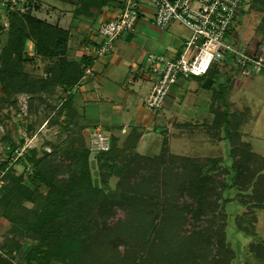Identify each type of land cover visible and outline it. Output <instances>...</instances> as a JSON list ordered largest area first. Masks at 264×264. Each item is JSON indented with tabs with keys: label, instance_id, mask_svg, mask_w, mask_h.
<instances>
[{
	"label": "trees",
	"instance_id": "1",
	"mask_svg": "<svg viewBox=\"0 0 264 264\" xmlns=\"http://www.w3.org/2000/svg\"><path fill=\"white\" fill-rule=\"evenodd\" d=\"M250 2L264 14V0ZM29 11L26 14L6 13L8 26L0 15V33L6 36L0 53L1 99L9 101L11 105L16 104L13 97L17 94L47 92L57 87L67 94L80 83L86 66L91 63V59L86 56L80 61H71L70 32L35 17ZM28 42L33 43L36 57L56 60L47 69L48 79H36L24 73ZM215 74L212 70L207 75H211V86ZM222 81L219 76L220 86ZM215 92L214 99L220 100L222 106L221 116L216 118V122L226 127L229 159L240 165L241 169H248L252 160H255L259 164L257 176L264 179V157L257 154L251 144L240 141L242 136L239 127L243 119L239 121L240 125L236 124V115H230L232 113L227 108L221 90ZM66 97L64 108L77 116L73 99L68 94ZM244 118H247V114ZM133 136L131 134L122 147L118 146V142L111 141L109 152L92 158L89 142L88 146L85 142H74L65 150L55 148L43 156H39L37 149H31L22 158L16 157L15 161L32 167L26 178L24 174L17 175L14 172L12 160H15L19 146L9 139L6 149L9 157L0 161V222L5 221L9 226L7 232L0 234V264H127L126 259L124 262L120 260L122 245H118L114 238L124 240L131 247H134L132 241L147 245L151 237H159L160 226L167 219L169 223L172 222L175 217L190 226L191 244L186 247L185 256H171L167 264H228V247L224 245V235L212 241L199 227L208 215L206 201L210 195V181L201 170L200 163L193 160L183 163L185 171L192 170L189 176L191 182L188 183L190 193L185 195L181 212L169 217L176 209L171 204H164L163 207L159 204L161 190L163 187L167 190L169 186L175 188L179 180L173 185L163 181L161 158L136 153L138 142H129ZM90 159L98 167V179L91 172ZM229 167L227 185L232 190L235 189L232 184L234 179L242 176L234 178L236 174H232V168ZM242 173L246 174L245 171ZM113 178L116 180L115 186L111 185ZM247 179V184H251L245 192L253 190L258 180L255 177ZM257 189L256 185L255 194H259ZM261 202H264V198ZM156 212L161 216L159 224L154 218ZM120 213L125 215L123 220L119 217ZM134 235H137L136 238ZM203 243L210 247V252L203 250L202 255ZM223 250L225 254H222ZM140 261L142 264H151L142 256Z\"/></svg>",
	"mask_w": 264,
	"mask_h": 264
},
{
	"label": "rangeland",
	"instance_id": "2",
	"mask_svg": "<svg viewBox=\"0 0 264 264\" xmlns=\"http://www.w3.org/2000/svg\"><path fill=\"white\" fill-rule=\"evenodd\" d=\"M42 2L53 4V0H42ZM45 17H47V13L42 16L38 14V18L42 20ZM3 21L6 22V19ZM167 28L164 30L158 28L154 24L153 12L145 11V15L139 18L134 29L137 39L135 37L133 42V53L146 58V60L150 54L165 55L169 47H175L179 44L180 39L178 37L186 34V30L177 25L174 33L172 31L168 33ZM235 33L234 39L240 44L252 46L254 43H258L259 46H264V14L253 7L250 1L237 20ZM0 42L1 53L6 42V36L3 33H0ZM115 45L117 46L116 42ZM26 55L28 59L23 63L24 73L32 78L48 79L47 69L56 60L36 57L32 42H28L26 45ZM217 68L219 69V67ZM221 72L215 74L211 98L207 97L206 99H210V111L216 114V118L221 116L220 100L214 99L215 91L220 89L224 100L227 101V108L230 112L232 111L230 115H236L235 119L238 120L236 124L240 125L239 121L243 119L239 127V133L242 136L240 141L251 144L253 150L264 157V72L252 77L254 81L249 86H245L244 82L251 81L252 78L237 79L234 82L227 80L220 86L218 77L224 73ZM234 76L236 75L234 74ZM174 89L176 88L172 86L170 90L173 92ZM199 89L201 88L199 87ZM66 95L60 87L47 92L17 94L13 97L16 104L11 105L9 101L1 99L3 91L0 83V161L8 159L9 156L6 153V149L9 147L8 140H13L19 146L17 150L22 153V155L15 156V160H12V167L17 175L24 174L26 178L31 172L32 167L30 165L24 166L22 163H15L17 158H22L23 154L31 149H37L39 156H43L45 153H51L55 148H59V151L65 150L74 142H85L88 146L89 140L82 131L78 117L64 108ZM207 104L208 102H206L205 107L208 106ZM247 106L251 109L249 115L247 114ZM246 114L248 117L244 118ZM218 124L215 121L216 141L211 142L209 146H206L205 142H188L183 146L162 142L156 153L145 155L161 158L160 170L162 176L164 175L161 178L163 181L171 182L173 185L175 181L179 180V184L175 188L172 186H169L167 190L162 188L159 204H162V207L164 204L175 206L176 210H173L169 217L172 214H177L183 208L185 195L190 193L188 183L191 182L189 176L192 172L191 169L185 171L183 163L190 160L199 162L201 170L207 174L210 181L208 186L210 195L206 201L208 215L200 223V230L207 239L212 241L219 240V236L224 235V245L226 244L228 247V264H264V202H261L264 198V179L257 176L259 164L255 160H252L248 169H241L240 165L229 159V141L222 140L224 136L223 125ZM197 127L202 128L206 125L200 124ZM92 157L93 155L90 158ZM228 166L232 168L231 173L236 174L234 178L237 175L242 176L240 179H234L233 183L230 181L235 187L232 190L227 185ZM242 171H245L247 175L243 174ZM91 172L93 175L97 172V176L94 175V177L98 179L97 165ZM253 177L258 178L257 182L254 183L255 187H252L254 191L250 189V191L245 192L251 184H247L246 178L249 180ZM115 183L116 180L111 179V185L115 186ZM256 185L259 194H255ZM1 186L2 181L0 179ZM226 189L227 191H225ZM28 206L31 205L28 204ZM119 217L123 220L125 215L120 213ZM154 218L159 224L161 221L160 213L156 212ZM173 219L170 223L167 219L168 221L166 220L163 225H159L161 234L159 237H151L147 245L143 242L135 243L132 241L134 247H131L124 240L114 238L118 245H122L120 260L124 262L126 259L127 264H137L138 262V264H142L140 261L142 256L147 258L151 264H167L171 256H185L188 250L186 247L191 244L189 239L190 226L178 217ZM8 228L9 226L5 221L0 222V234L7 232ZM131 231L135 234L133 229ZM136 236L134 235V238ZM202 246V255L203 250L206 253L210 252V247L206 243H203ZM221 252L225 254L224 250Z\"/></svg>",
	"mask_w": 264,
	"mask_h": 264
},
{
	"label": "crops",
	"instance_id": "3",
	"mask_svg": "<svg viewBox=\"0 0 264 264\" xmlns=\"http://www.w3.org/2000/svg\"><path fill=\"white\" fill-rule=\"evenodd\" d=\"M29 10L37 18L38 14L42 16L47 13L45 21L70 32V59L80 61L83 56L91 59L88 66L93 71L92 75L82 78L70 94L80 126L88 140L89 133L100 128L110 135L111 141L118 142V146L122 147L133 134L129 142H138L136 153L144 156L156 153L162 142H170L171 145L176 143L177 146L188 142H205L209 146L216 141V114L210 111V99L206 100L207 97L211 98L214 88L209 81L211 75L181 78L173 85L176 89L173 92L170 90L162 110L152 113L146 109L145 100L158 78L152 72L149 60L133 53V42L135 37L137 39L135 30L117 38V46L114 45L111 54L98 58L93 52L87 55L85 48L97 39L96 29L118 14L119 0H53L52 5L42 0H30ZM145 11L153 12L151 8L144 7L141 17ZM175 29L176 25L167 28L168 33H174ZM185 37L186 34L178 37L179 44L169 47L165 55L176 57ZM213 71L221 72L219 69ZM220 78L223 83L244 79L236 78L233 73L220 74ZM253 81L254 78L244 82V85L249 86ZM247 108L249 115L251 109L249 106ZM200 124L206 127L196 128ZM225 128H222V140L228 142Z\"/></svg>",
	"mask_w": 264,
	"mask_h": 264
},
{
	"label": "built area",
	"instance_id": "4",
	"mask_svg": "<svg viewBox=\"0 0 264 264\" xmlns=\"http://www.w3.org/2000/svg\"><path fill=\"white\" fill-rule=\"evenodd\" d=\"M249 1L119 0L118 14L96 29L97 39L85 51L87 55L93 52L97 58L111 54L117 38L134 31L144 7L151 8L158 28L177 25L185 29L186 37L176 57L156 54L148 57L158 79L145 107L157 113L165 105L171 87L181 78L206 77L217 67L225 74L233 73L244 79L264 72V46L240 44L234 39L237 20ZM29 7L30 0H0V15L5 19L6 13L26 14ZM5 25L8 26L7 22ZM92 73L91 67L86 66L83 78ZM88 136L93 156L110 151L111 137L102 129H93ZM16 155L22 153L16 150Z\"/></svg>",
	"mask_w": 264,
	"mask_h": 264
},
{
	"label": "water",
	"instance_id": "5",
	"mask_svg": "<svg viewBox=\"0 0 264 264\" xmlns=\"http://www.w3.org/2000/svg\"><path fill=\"white\" fill-rule=\"evenodd\" d=\"M94 168H95V162L93 161L92 162V169H94ZM94 175L97 176V172H95Z\"/></svg>",
	"mask_w": 264,
	"mask_h": 264
}]
</instances>
